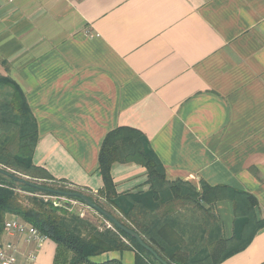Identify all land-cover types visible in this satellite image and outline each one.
Returning a JSON list of instances; mask_svg holds the SVG:
<instances>
[{
    "label": "crops",
    "instance_id": "obj_1",
    "mask_svg": "<svg viewBox=\"0 0 264 264\" xmlns=\"http://www.w3.org/2000/svg\"><path fill=\"white\" fill-rule=\"evenodd\" d=\"M0 75L35 121L32 164L55 181L96 196L102 142L130 128L168 182L246 192L264 219V0H0ZM110 175L118 195L149 190L140 164ZM229 206L215 207L226 239L243 226ZM0 244L15 264H53L47 238L3 231ZM110 260L135 255L90 258ZM220 264H264V228Z\"/></svg>",
    "mask_w": 264,
    "mask_h": 264
},
{
    "label": "trees",
    "instance_id": "obj_2",
    "mask_svg": "<svg viewBox=\"0 0 264 264\" xmlns=\"http://www.w3.org/2000/svg\"><path fill=\"white\" fill-rule=\"evenodd\" d=\"M5 87L11 89L12 96L10 101L0 103V132L6 134L17 130L24 138L19 142L20 146L28 147L29 151L25 154H11L7 148L10 139L3 137L0 141V165L33 179L56 182L45 170L32 164L37 129L21 89L9 77L0 75V89ZM29 122L32 124L31 132L25 127ZM98 162V172L103 187L96 196L109 205L116 206L126 222L114 218L136 233L143 243L167 264H220L244 251L254 236L264 228V219H257L256 216L257 202L246 192L224 186L210 187L205 184H202L198 190L183 182H168L161 164L153 152L144 146L142 135L136 130L117 128L110 131L100 147ZM113 163L142 165L146 170L149 190L144 194L118 195L110 175V167ZM0 183L3 185L0 186V234L4 231L8 217L18 218L21 223L36 229L41 236L56 245L53 264H96L92 263L90 258L105 253L125 251L134 253L135 264H159L134 238L114 226L115 232L104 233L103 238L99 237L98 242L82 241L64 229L61 219L56 214L58 210L50 204H43L40 208H26L13 192L14 185L30 193L39 190L19 184L1 174ZM58 192L73 193L63 189ZM87 198L92 202L90 197ZM225 199L233 200L235 213L241 207L246 208L245 212L239 213L243 221L239 235L229 239L222 237L217 218L209 212L212 204ZM172 202L178 203L176 205L178 210H181L180 206L192 202L193 210L196 213L200 212L199 218L194 219L196 224L201 226L197 236L193 233L189 239L188 234L183 232L184 229L179 227L182 217L178 216L177 212L170 214L169 210L164 209ZM101 264H121V262L110 260Z\"/></svg>",
    "mask_w": 264,
    "mask_h": 264
},
{
    "label": "rangeland",
    "instance_id": "obj_3",
    "mask_svg": "<svg viewBox=\"0 0 264 264\" xmlns=\"http://www.w3.org/2000/svg\"><path fill=\"white\" fill-rule=\"evenodd\" d=\"M12 96V91L10 88H3L0 89V103H3L5 101H10ZM25 127H28V132H31L32 130V124L29 122ZM3 137H7L10 139V141L7 144V148L10 151L11 154H20V153H28L29 149L26 146L21 147L19 142L22 138V135H20V132L17 130L14 132H9L6 134H2L0 132V141ZM26 144V143H25ZM0 169L6 171L7 173L15 176L18 179L24 180L28 183H32L38 186H41L46 189H50L53 191L58 190H65V191H73V193H80L86 197H90L92 199V202L95 203L98 207H100L105 212L109 213L115 218L121 219L124 222L123 215L118 212V210L115 208L114 205H109L107 202H105L103 199L91 195L85 191H82L80 189H76L73 187L68 186L65 183L61 182H54L49 180H43V179H33L31 177H28L23 174L16 173L14 171H11L9 169H6L5 167L0 165ZM42 177V176H40ZM0 186L3 187V185L0 183ZM13 192L17 195L18 201L21 202V204L26 208H40L43 204H50L53 208L57 209L56 212L57 216L61 219V225L64 227V229L67 230L68 233L71 235H74L75 237L80 238L82 241H85L87 243H91L92 241L98 242L99 237L103 238L102 235L106 232H115V229L109 221H107L102 215H100L95 210L88 207L85 203H82L80 201L65 198L62 196H55V194L47 195L45 192L37 191L34 193H30L27 191H23L19 188V186L14 185ZM220 202H228L229 203V209L228 212L232 213V216L240 218L241 214L240 212H245L246 208L241 207L240 210L238 209L237 213H235L234 209V202L233 200H221ZM218 202L214 203L210 207V213L215 215V218H217V221L220 225L221 219H220V213L219 210L215 209V207L219 204ZM93 203V204H94ZM191 203V204H188ZM185 205L180 206L181 210H178L176 205L177 202H172L168 204L164 209L169 210L170 214L178 213V216H181L182 219L180 220L182 223H180L179 227L180 229H184L183 232L188 234V238L191 239L193 236V233L197 236V233L200 232V225L196 224L195 220L196 217L199 218L200 212L196 213L193 210L192 202H188ZM240 207V205H239ZM235 213V214H234ZM234 214V215H233ZM206 217L204 218L205 221ZM208 222V221H207ZM215 225V220H213ZM216 226V225H215ZM192 234V236H191ZM199 236V235H198ZM224 239L225 235H222ZM124 242V240H123Z\"/></svg>",
    "mask_w": 264,
    "mask_h": 264
},
{
    "label": "water",
    "instance_id": "obj_4",
    "mask_svg": "<svg viewBox=\"0 0 264 264\" xmlns=\"http://www.w3.org/2000/svg\"><path fill=\"white\" fill-rule=\"evenodd\" d=\"M0 174L5 176V177H8V178H11L12 180L16 181L17 183L19 184H22V185H26V186H29L31 188H34L36 190H39V191H42V192H47V193H50V194H55V195H59V196H62V197H65V198H70V199H73V198H76V199H79L81 200L83 203H85L88 207H90L91 209L95 210L96 212H98L100 215H102L105 219H107V221H109V223H111L114 227H116L118 230L122 231L123 233H125L126 235L134 238L138 244L145 250L147 251L148 253H150L152 255V257L159 263V264H167L165 263L164 261H162L158 255L152 250L150 249L148 246H146L143 241L141 240V238L136 234L134 233L133 231L127 229L126 227H124L123 225H121L112 215H110L109 213L105 212L104 210H102L100 207H98L97 205L93 204L86 196L80 194V193H62V192H57V191H53V190H50V189H46V188H43L41 186H38V185H35V184H32V183H28L24 180H21V179H18L16 178L15 176L7 173V172H4L3 170L0 169Z\"/></svg>",
    "mask_w": 264,
    "mask_h": 264
},
{
    "label": "built area",
    "instance_id": "obj_5",
    "mask_svg": "<svg viewBox=\"0 0 264 264\" xmlns=\"http://www.w3.org/2000/svg\"><path fill=\"white\" fill-rule=\"evenodd\" d=\"M4 231L9 234L25 236L28 240L41 241L45 239L36 229L17 221L5 222ZM14 250L15 248L12 244H0V264H15ZM28 259L33 261L34 255L30 253Z\"/></svg>",
    "mask_w": 264,
    "mask_h": 264
}]
</instances>
